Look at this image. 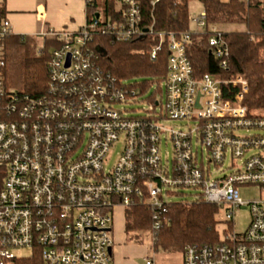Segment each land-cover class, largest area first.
I'll return each instance as SVG.
<instances>
[{
	"label": "built area",
	"instance_id": "built-area-1",
	"mask_svg": "<svg viewBox=\"0 0 264 264\" xmlns=\"http://www.w3.org/2000/svg\"><path fill=\"white\" fill-rule=\"evenodd\" d=\"M82 1L87 7L93 0ZM6 2L0 0V264L36 257L33 264H115L116 210L146 205L157 228L171 190L195 191L196 200L219 208L218 218L224 210L219 225L228 224L218 244L186 247L182 264H264V202H244L239 192L243 186L264 191V115L245 104L247 79L196 75L188 55L192 32L169 33L164 103L146 117H129L115 106L134 102L135 92L115 88L96 64V17L78 31L45 29L33 36L59 44L46 64L48 90L40 96L14 92L7 86L6 42L17 34ZM124 5V28L107 24L102 33L124 41L141 37L139 0ZM205 18L203 12L193 19L202 31ZM209 45L228 71L223 34L214 31ZM160 49L154 48L153 59ZM168 120L185 122L186 129L164 126ZM251 130L259 134H240ZM163 138L173 146L171 163L161 158ZM119 141L123 149L107 169ZM229 155L232 173L212 180L211 166L221 168ZM243 206L251 220L237 233L233 220Z\"/></svg>",
	"mask_w": 264,
	"mask_h": 264
},
{
	"label": "trees",
	"instance_id": "trees-1",
	"mask_svg": "<svg viewBox=\"0 0 264 264\" xmlns=\"http://www.w3.org/2000/svg\"><path fill=\"white\" fill-rule=\"evenodd\" d=\"M139 0L141 9L140 28L146 30L141 37L130 40H118L112 32L102 33L107 24H117L123 29L124 0H93L87 5L88 23L99 17V29L93 30L92 48L98 58L96 64L105 77L114 79V87L127 91L131 96L135 92V101L150 87V82L141 84V92L136 85L126 81L138 78H156V94L150 98L152 108L157 106L156 97L162 98L161 85L168 74L170 46L168 34L179 35L190 30V0ZM204 8L205 27L199 34L192 33L188 55L198 76L221 73L223 76L241 74L248 81L245 104L250 110L264 112V0H198ZM119 6V8H118ZM220 25H244L243 32H222L229 48L228 71L220 67V59L209 45L214 35L212 27ZM36 37L13 35L6 42L7 70L8 54L11 50H21L30 41L36 45ZM161 46L155 58L154 48ZM54 42L44 41L40 57L26 54L22 66L29 76L26 93L40 96L46 93L49 84L47 60ZM7 73V72H6ZM161 101L159 102L160 105ZM219 208L203 199L192 204L166 203L159 218V227H155L153 210L142 204L126 211V232L136 234L134 241L139 242L149 235L155 252L183 254L188 246L205 247L220 242L218 231ZM32 259V258H31ZM34 262H33V261ZM32 260H19L16 264L38 263V257ZM40 264V263H39Z\"/></svg>",
	"mask_w": 264,
	"mask_h": 264
},
{
	"label": "rangeland",
	"instance_id": "rangeland-1",
	"mask_svg": "<svg viewBox=\"0 0 264 264\" xmlns=\"http://www.w3.org/2000/svg\"><path fill=\"white\" fill-rule=\"evenodd\" d=\"M204 8L203 5L198 0H190L189 1V13L192 17H198L202 12ZM215 31H222V32H243L245 31L244 25H220L214 27ZM190 29H196V24L190 20ZM15 32H17L16 29L13 28ZM18 32H24L23 30H19ZM36 39V45H32V42L30 41L25 47L23 46L21 50H11L8 54V70H7V86L8 89L14 92H25L26 91V83L29 79V76L25 69L22 66V60L25 58L26 54L32 55V57H40L41 51L44 48V40L41 38H35ZM145 81L150 82V87L139 97V99L136 102H132L127 105L123 104H117L115 107L119 111H126L127 115L129 117H146L147 114H150L151 111V104H150V98L154 94H156V90L158 87V80L156 78L152 79H145V78H138V79H131L126 81L127 84L130 85H136L139 89V92H141V84ZM163 87V84L161 85ZM26 93V92H25ZM156 100L158 102L164 103L159 96L156 97ZM159 111V108L156 109ZM258 112V111H257ZM259 114L264 115V112H258ZM163 125L168 128L173 129H186V123L180 122V121H165L163 122ZM241 135L249 136L254 134H259L258 131L251 130L249 132L247 131H241ZM123 149V142L119 141L114 145V147L111 149L106 167L107 169H110L113 167L115 162L117 161L121 151ZM161 150V158L164 164L169 161L171 163L173 159V146L172 143L169 141H165V138L162 140V144L160 145ZM257 154V152H252L248 156H252ZM207 157V154L205 152V158ZM231 157L230 155L226 158L223 166L221 168H215V166H211V174L210 177L212 180H219L224 178L225 176H229L232 173L231 167ZM170 195L165 198V201L167 203H183V204H192L196 201V195L197 193L193 190H179V191H170ZM240 197L244 202L249 201H263L264 202V191L261 190L258 186H243L239 187ZM218 215V214H217ZM225 215L224 210H221L219 213V218L217 217V220L219 221L220 218H223ZM251 220V213L250 209L247 206H243L239 208L234 216L233 220V228L237 233H244L248 229L249 223ZM228 230V224L222 223L218 227L219 234L223 235L225 231ZM146 243L151 244L150 236L145 235ZM22 253H17V255H21ZM162 258L161 261H159V264H175L174 261L176 259L174 257H171L168 254H161ZM160 255V256H161ZM24 256L30 257L31 253L28 251H24ZM171 257V258H170ZM171 259V260H170Z\"/></svg>",
	"mask_w": 264,
	"mask_h": 264
},
{
	"label": "crops",
	"instance_id": "crops-1",
	"mask_svg": "<svg viewBox=\"0 0 264 264\" xmlns=\"http://www.w3.org/2000/svg\"><path fill=\"white\" fill-rule=\"evenodd\" d=\"M221 1L228 3L230 0ZM5 11L12 27L17 30L15 33L30 37L40 34L45 29L78 31L88 22L87 7L82 0H7ZM194 18L190 16L192 22ZM214 27H212L213 31H215ZM19 30L24 32H18ZM191 32L199 34L202 30L196 26V29L191 30ZM217 32L222 33V31ZM125 216L126 211L121 208L116 210L115 244L112 250L115 264H147L148 261L152 264H159L162 258L161 254L165 252H155L152 241L151 244H148L145 238L139 242L134 241L136 234L128 235L126 232ZM165 254L174 257L176 259L175 264H182V253Z\"/></svg>",
	"mask_w": 264,
	"mask_h": 264
},
{
	"label": "water",
	"instance_id": "water-1",
	"mask_svg": "<svg viewBox=\"0 0 264 264\" xmlns=\"http://www.w3.org/2000/svg\"><path fill=\"white\" fill-rule=\"evenodd\" d=\"M110 252H111V250H110Z\"/></svg>",
	"mask_w": 264,
	"mask_h": 264
}]
</instances>
